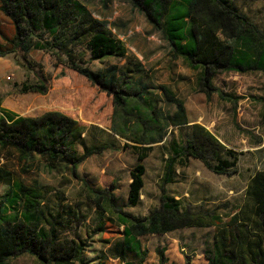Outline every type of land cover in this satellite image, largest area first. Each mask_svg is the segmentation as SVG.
Returning a JSON list of instances; mask_svg holds the SVG:
<instances>
[{
	"label": "rangeland",
	"instance_id": "374dc122",
	"mask_svg": "<svg viewBox=\"0 0 264 264\" xmlns=\"http://www.w3.org/2000/svg\"><path fill=\"white\" fill-rule=\"evenodd\" d=\"M78 1L95 18L108 22L114 36L125 44L128 57L93 61L86 46L76 47L75 57L84 52L82 61L96 73L130 65L134 84L160 99L164 116L176 112V107L165 98L162 87H167L186 102L189 125L183 131L170 127L164 142L153 146L145 161L146 187L141 204L131 207L128 204L131 171L139 162L132 148L122 150L126 144L133 145L132 140L112 130L113 121L120 126L119 119L114 118L112 98L75 70L61 65L50 53L32 50L24 55L17 50L0 58V102L14 107L23 117L40 118L60 110L72 115L88 127L84 142L76 145L78 157L88 147L108 143L116 147L80 164L76 177L70 165L62 164L51 173L45 170V162L33 164L30 173L25 174L14 152L0 151V174L11 172L17 182L40 190V206L46 218L42 228L46 232L54 228L61 243L74 241L84 249L76 264H125L136 263L139 258L124 252L123 227L117 214L105 204L108 195L113 194L117 206L136 218H145L160 208L163 189L171 199L179 201L181 211L215 213L224 223L235 214L254 213L248 189L254 176L264 171V74H210L214 91L207 94L199 85L205 70L192 68L182 57H176L163 33L132 2L112 0L104 6L102 0ZM228 3L264 32V0H228ZM14 35L13 23L2 11L0 2V44L4 51H10L5 39ZM139 64L143 73H135ZM40 79L48 86L46 94L24 93V85L40 86ZM194 125L201 126L221 145L237 153V172L217 175L202 161L190 158L177 162L171 183L165 184L167 163L191 136ZM120 131L123 133L121 128ZM90 189L108 194L98 203L99 196L90 193ZM14 190V185L0 184V198ZM101 204L108 212L101 209ZM23 208V202L5 206L8 214L21 212ZM215 233V227H192L140 237L147 253L144 264H159V250H164L167 264H186L187 258L192 264H210L206 255L215 250ZM5 264L48 263L25 254Z\"/></svg>",
	"mask_w": 264,
	"mask_h": 264
},
{
	"label": "trees",
	"instance_id": "16d2710c",
	"mask_svg": "<svg viewBox=\"0 0 264 264\" xmlns=\"http://www.w3.org/2000/svg\"><path fill=\"white\" fill-rule=\"evenodd\" d=\"M112 0H102L107 6ZM139 8L170 44L176 57H182L192 68H203L200 80L203 92L214 89L209 79L216 73L264 74V32L235 11L228 0H128ZM2 11L13 23L15 35L5 39L10 51L0 44V58L9 52L22 50L28 55L32 50L47 52L66 68L84 77L92 86L112 98L114 118L112 130L132 140L122 150L132 148L138 165L131 171L128 204H141L145 186V161L153 146L164 142L170 127L186 128L189 125L184 100L167 87H162L165 98L176 107L173 115L164 116L160 99L134 84L130 65L113 66L103 73L92 71L81 52L75 57V48L86 46L93 61L128 57V51L109 27L108 22L97 19L78 0H0ZM139 64L135 73H143ZM24 93L46 94L48 86L40 79L38 85H24ZM0 117V151L14 152L23 173H30L33 164L45 162L48 172H55L62 164L73 167L76 177L78 166L106 150H115L114 143L85 148L77 156L76 145L85 140L88 127L72 115L50 111L40 118H25L5 113ZM123 130V133L120 131ZM264 132V113H263ZM189 135V134H188ZM190 136V135H189ZM184 145L176 149L167 163L165 184L172 181L178 161L194 158L202 161L213 173L230 176L237 172L238 155L221 145L199 125L192 126V134ZM2 172V171H0ZM11 172L0 174V183L14 185L15 190L0 199V264L25 254L48 264H76L83 254L76 242H63L55 229L42 228L45 213L41 210L40 190L25 183L13 184ZM19 188V191L17 190ZM99 196L100 203L106 191L90 189ZM254 213L235 214L224 223L215 213L181 211L179 201L171 199L163 189L161 206L145 218H136L117 206L113 194L105 198L117 214L123 227L124 252L136 255L144 264L146 251L140 237L166 234L183 228L215 227V250L206 255L210 264H264V171L254 176L248 189ZM23 202V210L8 214L5 206ZM100 205L106 213L108 208ZM109 209V210H110ZM159 264H167L164 250L158 251ZM186 264H192L190 258Z\"/></svg>",
	"mask_w": 264,
	"mask_h": 264
},
{
	"label": "crops",
	"instance_id": "0c3cea01",
	"mask_svg": "<svg viewBox=\"0 0 264 264\" xmlns=\"http://www.w3.org/2000/svg\"><path fill=\"white\" fill-rule=\"evenodd\" d=\"M5 113H10L11 115L15 116L16 118L23 117L22 115H18V113L14 109V107L10 106L9 104H5L4 102L1 101L0 102V117H6ZM25 118H30V117H25ZM15 183H16V180L13 181V184H15ZM0 184H3V183H0ZM11 192H13V191H11ZM0 199H2V197Z\"/></svg>",
	"mask_w": 264,
	"mask_h": 264
}]
</instances>
